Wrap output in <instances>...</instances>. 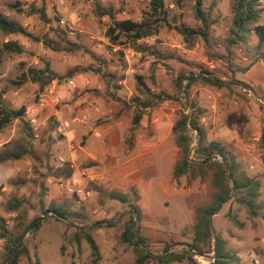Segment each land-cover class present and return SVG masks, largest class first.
Masks as SVG:
<instances>
[{
    "label": "rangeland",
    "instance_id": "1",
    "mask_svg": "<svg viewBox=\"0 0 264 264\" xmlns=\"http://www.w3.org/2000/svg\"><path fill=\"white\" fill-rule=\"evenodd\" d=\"M150 1L44 0V20L31 13L43 7L41 0H0L4 16L40 39L0 30L4 103L26 110L24 121L14 120L0 130V150L27 144L24 123L34 135L33 153L0 163V235L1 225L16 236L34 218L43 217L39 230L24 232L21 246L27 254L18 264H94L86 234L98 245L97 264H135L133 244L123 241L129 226L146 237L147 249L156 257H183L194 238L198 209L210 206L217 191L211 174L191 182L190 175L173 179L174 166L182 158L173 127L183 114L192 115L194 102L207 139L231 151L240 171L261 183V210L252 217L232 199L214 215L213 234L226 241L240 264H264V59L249 67L254 51L238 47L233 48L231 63L227 59L232 0L205 1L206 11L213 6L217 20L209 40H185L180 32L182 25L201 28L195 0H184L181 7L164 0L168 24H161L157 35L137 42L122 36V44H112L106 34L112 20L99 16L98 6L113 8L116 20L139 22ZM260 2L259 24L264 25V0ZM43 39L52 40L58 50L48 48ZM9 43L23 51H9ZM257 44L252 34L249 45ZM141 47L147 50L139 51ZM46 66L57 77L46 87L22 78L28 69ZM203 71L232 81L231 88L198 82L191 86L189 98L177 90L178 77ZM137 75L153 93L169 98L147 110L132 132ZM192 152L191 158L201 162L202 156ZM111 191L128 194L140 215L132 218L129 204L106 196ZM16 200H21L20 208L12 210ZM51 204L66 207L70 216L62 219L46 212ZM108 220L112 222L93 225ZM7 245L0 238V264L13 263ZM212 257L195 259L209 264Z\"/></svg>",
    "mask_w": 264,
    "mask_h": 264
},
{
    "label": "trees",
    "instance_id": "2",
    "mask_svg": "<svg viewBox=\"0 0 264 264\" xmlns=\"http://www.w3.org/2000/svg\"><path fill=\"white\" fill-rule=\"evenodd\" d=\"M41 1L43 2V7L41 9H36L35 7L32 8L31 13H39L42 19L47 20L44 6L45 3L44 0ZM183 1L184 0H174V3L181 7ZM205 1L206 0H195V17L201 23V28L197 31L185 25H182L180 28V32L185 40H193L197 36L202 37L204 40H209L211 27L216 24L217 20L212 17L213 6H210L208 11H206ZM260 1L261 0H232L233 24L229 36L225 40V47L228 51L227 59L230 63L233 55V48L235 47L244 48L246 53L251 50L254 51V54L250 58L251 61L249 67L264 59V51H262V48L264 47V25L259 24L262 12ZM97 13L101 17L108 16L112 20V25L108 28L106 34L114 45L122 44L120 41L122 36L127 38L130 42H137L157 35L159 28L162 26L161 24H168L164 0H151L149 10L143 13V17L139 22L131 19L116 20V14L113 8L103 10L98 6ZM0 30L6 34H23L36 41L40 40L28 33L22 26L9 20L1 12ZM252 34L258 39L256 47H251L249 45ZM43 42L48 48L58 50V47L53 45L52 40L43 39ZM6 49L18 53L23 51L22 47L16 43L6 44ZM146 50L147 49L144 47L139 49V51ZM231 66H233V64H231ZM230 70L232 73L236 72L233 68H230ZM22 78H27L31 82L39 84L41 88L46 87L52 81L57 79L56 75L48 66L43 69L30 68ZM136 81L139 96L133 98L135 112L133 126L131 128L132 132L140 126L147 110L157 107L161 102L166 101L169 98L163 93H153L147 87L142 76L137 75ZM198 82L209 84L217 88H231L232 85V81L222 79L210 72L203 71L200 73H191L189 76L183 74L178 77L176 80L177 90L183 91L186 97L189 98L191 86ZM190 108L192 109L190 119H188L187 114H183L173 127L175 144L182 155L181 160H179L174 166L173 179L178 181L181 177L190 175L191 178L189 179V182H191L197 177H206L211 174L217 191L210 206L198 209L197 223L194 226V238L192 242L187 245L185 255L181 258H177L174 253H170L165 257H156L148 251L146 237L140 233L139 229H134L129 226L123 233V241L128 244H133V249L137 257L135 264H147L151 260L158 261V264H171L174 261H180L182 259L186 260L187 264H199L195 259L196 256L210 257L212 255L213 257L209 264H240V257L226 248V241L221 237L214 236L211 227V215L214 214L223 204L232 199L238 200L240 204L246 207L252 217L262 208L258 203L261 188L260 181L250 178L240 171L237 158L231 151L227 150L219 142L209 141L207 139L206 130L198 119L200 109L197 107V103H190ZM25 111L24 107L15 110L6 106L4 103L3 92L0 90V130L10 125L14 120L24 121ZM24 124L26 125L27 144L16 145V147L12 149L7 147L3 151L0 150V163L13 159H20L25 154L33 153V149L30 145V140L34 138L33 131L28 123ZM196 134L198 136L197 138ZM192 150L193 154L202 156L201 162L191 158L190 154ZM216 157H220L222 161L214 160ZM133 194L137 197L136 192H133ZM106 196L123 204H129L133 209L132 218H134V213L140 215V208L130 202L128 194L111 191L106 194ZM16 201V203L11 205L12 210H18L20 208L21 200ZM51 211L62 219H66L70 216L68 209L64 206L51 204L46 212ZM42 221V216L34 218L32 222L25 227L22 233L16 236H12L11 231L6 229L4 225H1L3 231L0 238L6 239L8 242V245L5 248L8 257L12 256L14 259L12 264H18L21 256L27 254L26 248L21 246L24 232L28 229L39 230ZM85 237L94 256L93 262L94 264H97V261L100 259L98 245L91 235L86 234ZM30 264H32L31 261ZM36 264H40L39 261H37Z\"/></svg>",
    "mask_w": 264,
    "mask_h": 264
},
{
    "label": "water",
    "instance_id": "3",
    "mask_svg": "<svg viewBox=\"0 0 264 264\" xmlns=\"http://www.w3.org/2000/svg\"><path fill=\"white\" fill-rule=\"evenodd\" d=\"M185 105H186V108L188 109V111H189V105H188V103H185ZM190 116H191V114H190V112L188 113V119H190ZM214 160H218V161H222L221 159H218V158H214ZM228 179H229V177H228ZM234 191V190H233ZM222 209V206L214 213V214H212L211 215V227H212V229H213V224H212V219H213V217H214V215L215 214H217L220 210ZM134 215H135V213H134ZM112 221H110V220H108V221H102V222H97V223H93V225H101V224H108V223H111ZM26 234V233H25ZM25 236V235H24ZM24 238V237H23ZM215 257V256H214Z\"/></svg>",
    "mask_w": 264,
    "mask_h": 264
},
{
    "label": "crops",
    "instance_id": "4",
    "mask_svg": "<svg viewBox=\"0 0 264 264\" xmlns=\"http://www.w3.org/2000/svg\"><path fill=\"white\" fill-rule=\"evenodd\" d=\"M254 254H255V253H253L252 256H255Z\"/></svg>",
    "mask_w": 264,
    "mask_h": 264
}]
</instances>
